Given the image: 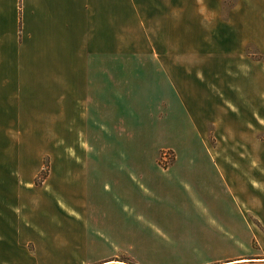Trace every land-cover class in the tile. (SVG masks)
I'll return each mask as SVG.
<instances>
[{
    "label": "rangeland",
    "instance_id": "rangeland-1",
    "mask_svg": "<svg viewBox=\"0 0 264 264\" xmlns=\"http://www.w3.org/2000/svg\"><path fill=\"white\" fill-rule=\"evenodd\" d=\"M217 6L218 32L185 35L199 48L171 51V77L182 82L170 89L163 80L146 81L142 93L152 94L138 102V120L118 130L123 145H103L110 132L94 114L85 129H57L44 99L34 180L43 186L44 208L57 199L66 211L70 199L73 221H93L91 212L123 221L124 264H264V0ZM107 100L113 118L121 103ZM248 149L250 159L243 158ZM53 221L72 219L59 212Z\"/></svg>",
    "mask_w": 264,
    "mask_h": 264
},
{
    "label": "crops",
    "instance_id": "crops-1",
    "mask_svg": "<svg viewBox=\"0 0 264 264\" xmlns=\"http://www.w3.org/2000/svg\"><path fill=\"white\" fill-rule=\"evenodd\" d=\"M218 1L0 0V264H124L123 221H101L95 212L93 221H73L70 199L66 211L57 199L44 208L43 186L34 183L44 99L57 129H85L94 114L110 132L103 145H123L118 130L138 120V102L152 94L142 93L146 81L163 80L170 89L182 82L171 77V51L199 48L185 35L219 31ZM160 51L163 58L153 57ZM141 53L146 57L135 56ZM141 65L162 69L149 74ZM108 95L121 103L113 118ZM227 126L234 137V119ZM59 212L72 221H53Z\"/></svg>",
    "mask_w": 264,
    "mask_h": 264
}]
</instances>
